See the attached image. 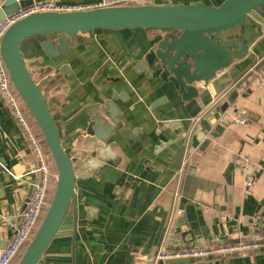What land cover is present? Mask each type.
I'll return each mask as SVG.
<instances>
[{"label": "crops", "instance_id": "obj_1", "mask_svg": "<svg viewBox=\"0 0 264 264\" xmlns=\"http://www.w3.org/2000/svg\"><path fill=\"white\" fill-rule=\"evenodd\" d=\"M197 1L223 0L155 3ZM253 16L261 28L247 54L208 82L196 81L199 93L191 99L183 98L167 71L148 76L141 67L164 30L98 28L73 36L87 40L57 57L43 48L45 35L22 41L65 149L103 158L98 171L76 176L77 214L68 211L37 264H159L164 248L240 241L262 245L207 264H264V18ZM111 100L120 112L117 132L97 139L102 146L96 147L87 126ZM226 107L246 109L249 121L221 122ZM239 154L253 160L251 186ZM34 158L25 129L0 98V242L11 237L37 180ZM176 207L183 212L175 213Z\"/></svg>", "mask_w": 264, "mask_h": 264}, {"label": "water", "instance_id": "obj_2", "mask_svg": "<svg viewBox=\"0 0 264 264\" xmlns=\"http://www.w3.org/2000/svg\"><path fill=\"white\" fill-rule=\"evenodd\" d=\"M32 1L22 0L20 3ZM20 3L16 0H5L4 8L0 10V22L6 14L15 11ZM253 15L264 18V0H223L217 5L197 1L54 9L33 12L10 24L2 36L0 52L16 89L45 136L57 173L47 210L16 264L38 263L68 211L72 208L74 214H77L76 176L95 173L99 164L103 163L100 156L97 158L86 152L80 158L79 153L72 155L63 146L57 120L24 57L22 41L36 34L45 35L47 38L42 42L43 48L50 56L57 57L68 53L79 42L87 40L81 36L73 39V36L98 28L145 27L154 28L158 32L164 30L163 37L140 61L141 67L143 70L147 69L148 76L159 70L167 71L169 80L183 98L191 99L199 93L194 84L196 81L208 82L217 75L218 70L229 66L234 58L247 54L261 28L260 22ZM53 33L56 34L55 39L51 37ZM66 67L68 65L64 66ZM117 95L118 93L114 96ZM0 98L2 99L1 95ZM119 113L111 100L106 107L102 105L101 111L97 110L91 116L86 131L90 134V140H96L93 145L101 147L102 144L97 139L107 141L117 132ZM78 169L80 170L77 172ZM32 190L33 187L29 195ZM26 205L27 202L24 208ZM7 243L8 240L0 242V249ZM224 255L217 252L209 255L170 257L161 260L159 264H207L208 259Z\"/></svg>", "mask_w": 264, "mask_h": 264}, {"label": "built area", "instance_id": "obj_3", "mask_svg": "<svg viewBox=\"0 0 264 264\" xmlns=\"http://www.w3.org/2000/svg\"><path fill=\"white\" fill-rule=\"evenodd\" d=\"M21 2L22 0H16ZM138 0H76L74 2L65 3L61 0H33L31 3L21 4L10 14H6L0 22V44L1 39L7 28L15 20L24 17L28 14L44 10H72L93 8L99 6L120 5V4H138ZM5 0H0V10L4 8ZM260 83L264 87V70L260 74ZM0 95L11 110L13 116L25 129L28 138L35 152V171L38 173L37 180L34 182L32 193L29 195L27 205L21 212L20 220L13 225V231L8 243L0 249V264H9L13 258L19 253L24 244L29 243L35 231L39 226V220L43 210L49 204L47 198L51 186V179L56 178L57 173H54L49 163V156L43 149L35 130L23 109L21 95L16 89L10 72L6 66L5 60L0 52ZM219 120L223 123H247L249 116L244 108L232 109L226 107L219 116ZM237 160L241 166L247 171V185L251 186L254 182L249 171L254 168V163L249 154H239ZM175 213L183 212V208L176 207ZM177 215V214H176ZM262 243L257 241H240L235 243L219 244L217 246L202 247L194 246L188 248H180L170 250L164 248L159 252L160 259L181 256H197L209 255L212 253L222 252L225 254L237 252L241 250L259 248Z\"/></svg>", "mask_w": 264, "mask_h": 264}, {"label": "trees", "instance_id": "obj_4", "mask_svg": "<svg viewBox=\"0 0 264 264\" xmlns=\"http://www.w3.org/2000/svg\"><path fill=\"white\" fill-rule=\"evenodd\" d=\"M21 99H22V103H23V109H24L26 115L29 117V120H30V122H31V124H32V126H33V128L35 130V133H36V135H37V137H38V139H39V141H40L43 149L45 150V152L49 156V163L51 164V167H52L53 172L56 173L55 162H54V159L52 157V154H51V151L49 149V146L47 144V141L45 139V136H44V134H43L40 126L36 122L35 118L31 114V112L29 111V109L27 108V106H26L25 102L23 101V98L22 97H21ZM54 181H56V178L53 176V178L51 179V184L54 185ZM53 185L50 186V189H49V196L47 198L48 202H50L51 197L53 195V191H54ZM45 210L46 209H44L43 212H42V215H41L40 220H39V224L41 222L42 217L45 214ZM27 245H28V243L23 245V247L21 248V250L19 251V253L15 256V258H13V260L9 264H16L19 261L21 255H22L23 251L26 249Z\"/></svg>", "mask_w": 264, "mask_h": 264}, {"label": "rangeland", "instance_id": "obj_5", "mask_svg": "<svg viewBox=\"0 0 264 264\" xmlns=\"http://www.w3.org/2000/svg\"><path fill=\"white\" fill-rule=\"evenodd\" d=\"M156 1H159V0H138L136 3H155ZM115 30H119V29H115ZM55 182L56 181H54V185L53 184H51V186L53 185V187H55ZM47 207H48V205L46 206V210H47ZM46 210H45V212H46ZM43 218V217H42ZM42 220V219H41Z\"/></svg>", "mask_w": 264, "mask_h": 264}]
</instances>
